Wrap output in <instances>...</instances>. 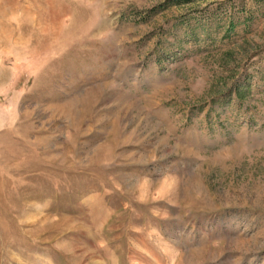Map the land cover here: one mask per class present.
I'll use <instances>...</instances> for the list:
<instances>
[{
    "label": "rangeland",
    "instance_id": "374dc122",
    "mask_svg": "<svg viewBox=\"0 0 264 264\" xmlns=\"http://www.w3.org/2000/svg\"><path fill=\"white\" fill-rule=\"evenodd\" d=\"M0 264H264V0H0Z\"/></svg>",
    "mask_w": 264,
    "mask_h": 264
}]
</instances>
